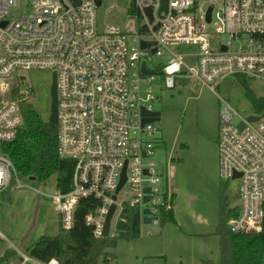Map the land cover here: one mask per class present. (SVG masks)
<instances>
[{"label":"built area","instance_id":"1","mask_svg":"<svg viewBox=\"0 0 264 264\" xmlns=\"http://www.w3.org/2000/svg\"><path fill=\"white\" fill-rule=\"evenodd\" d=\"M18 1L0 0V194L10 191L13 177L17 187L24 185L3 150L18 137L23 105L32 93L21 72L50 69L57 84L58 154L74 162L71 188L44 194L52 199L62 228L74 226L83 199L94 201L85 221L97 238L104 237L112 204L109 236L116 218L115 235L126 205L138 209L140 228L146 216L150 224H160L175 198L161 184L157 163L144 162L154 154L158 129L156 120L142 121L143 109L156 110L152 86L144 91L142 82L160 74L164 86L174 88L191 77L214 90L229 76L264 80V0H167L166 10L163 0H129L123 22L105 19L102 25L97 12L105 0H22L27 9L12 17L10 8ZM113 1L111 8H118V0ZM210 26L227 38L211 40ZM179 45L196 49L194 65L173 50ZM166 52L165 61L148 63ZM143 62L155 72L144 73ZM251 116L228 102L220 112V175L240 181L239 213L228 223L239 234L264 228V112ZM125 165L126 181L114 198ZM236 173L240 176L234 178ZM125 188L131 198L119 199ZM146 195H151L148 201ZM19 254L20 264H61L57 257Z\"/></svg>","mask_w":264,"mask_h":264},{"label":"rangeland","instance_id":"2","mask_svg":"<svg viewBox=\"0 0 264 264\" xmlns=\"http://www.w3.org/2000/svg\"><path fill=\"white\" fill-rule=\"evenodd\" d=\"M113 0H105L97 12L98 23H121L129 0H118V8H111ZM27 9L24 1L10 8V16L17 17ZM213 41L225 40L227 35L218 34L209 27ZM184 54L185 63L195 64L196 49L190 45L173 47ZM155 56L148 63L165 61L168 57ZM25 87L32 93L26 99L28 106L35 107L42 116L49 118L53 71L34 69L21 72ZM152 86L156 97L153 107L161 111V120L154 126V154L144 160L157 163L163 171L161 184L176 192L173 220L158 225L144 223L140 235L132 239H118L114 247L107 248L114 258L105 262L101 256L97 264H205L218 262L220 237L215 233L221 218L222 194L227 206L239 205L240 181H225L220 175V112L230 103L241 115L262 114L264 105V80L244 76H229L214 90L191 77L182 78L176 87L168 88L163 78L156 74L153 81H143L144 91ZM24 184L17 187L15 177L10 191L0 194V264H19L18 252L28 253L27 247L42 235H58L63 229L60 216L52 199L44 194L57 193V175L39 181L20 177ZM127 188L119 199L131 198ZM116 218L112 224L115 231ZM229 223V221H228ZM229 226V224H228ZM151 229V233L148 230ZM116 234V233H115ZM5 254L7 258L2 259Z\"/></svg>","mask_w":264,"mask_h":264},{"label":"trees","instance_id":"3","mask_svg":"<svg viewBox=\"0 0 264 264\" xmlns=\"http://www.w3.org/2000/svg\"><path fill=\"white\" fill-rule=\"evenodd\" d=\"M264 105V100L259 101ZM24 125L18 137L3 144L4 152L12 159L22 177H35L44 181L57 175V188L67 191L71 188L74 162L58 154V125L49 121L33 106L23 105ZM91 199H83L75 214L74 226L62 229L58 235H42L27 247L32 256L41 260L59 258L61 264H97L102 256L105 262L115 256L107 248L114 247L118 239H132L140 235L138 209L126 205L122 219L116 226L114 236L97 238L92 227L86 224L85 215L92 210ZM239 207L229 208L222 194L221 218L216 234L220 237V258L218 262L205 264H264V228L251 234L234 233L228 221L237 216ZM172 209L163 211L164 220H173ZM5 254L2 259L7 258Z\"/></svg>","mask_w":264,"mask_h":264},{"label":"water","instance_id":"4","mask_svg":"<svg viewBox=\"0 0 264 264\" xmlns=\"http://www.w3.org/2000/svg\"><path fill=\"white\" fill-rule=\"evenodd\" d=\"M100 3H101V1L98 0V4H100ZM162 9H165V10L167 9V0H163L162 1ZM211 10H212V8H210L209 12H208V20L209 21L211 20ZM148 44H149L148 42L142 41V46H147ZM154 51H155V49H154ZM141 69H142V71L144 73H154L155 72V70L149 69L146 66L145 62L142 63ZM50 94H51V104H50L49 121L54 123V124H57L58 123V98H57V84H56V75H55V73L53 74L52 84H51V88H50ZM143 114H144V117H143V120H142L143 123L151 122L153 120H156V121L161 120V111L160 110H154L152 112H149L146 109H143ZM153 116H155V117H153ZM250 119L251 120H256L258 118L256 116H251ZM125 169H126V165L124 167V170H123V173H122V179H121V182H120V184H119V186H118V188L116 190V194L114 195V198L117 197V193L119 192V190L121 189V187L123 186V184L126 181ZM238 176H240V174L236 173L234 175V178H236ZM30 179H35V177L32 176V177H30ZM145 192H150V188L146 187L145 188ZM150 198H151V195H146L144 197V200L148 201ZM115 209H116V204H112L111 207H110L108 216L106 218V222H105V228H104V233H103L104 237H108L109 236L111 220H112L113 213H114ZM143 212L145 214H149L150 210L148 208H145L143 210ZM144 222L145 223H150L151 222V218L146 216L144 218Z\"/></svg>","mask_w":264,"mask_h":264},{"label":"crops","instance_id":"5","mask_svg":"<svg viewBox=\"0 0 264 264\" xmlns=\"http://www.w3.org/2000/svg\"><path fill=\"white\" fill-rule=\"evenodd\" d=\"M173 194H174V198H176V192L173 191ZM0 233H1V232H0ZM1 234H2V233H1ZM32 243H33V242H32ZM17 253H19L18 250H17ZM19 255H20V254H19ZM20 261H21V257H20ZM20 261H19V264H20Z\"/></svg>","mask_w":264,"mask_h":264},{"label":"flooded vegetation","instance_id":"6","mask_svg":"<svg viewBox=\"0 0 264 264\" xmlns=\"http://www.w3.org/2000/svg\"><path fill=\"white\" fill-rule=\"evenodd\" d=\"M51 104V103H50Z\"/></svg>","mask_w":264,"mask_h":264}]
</instances>
